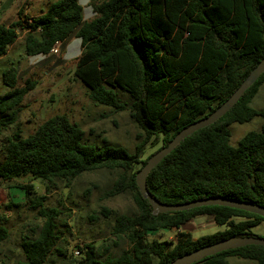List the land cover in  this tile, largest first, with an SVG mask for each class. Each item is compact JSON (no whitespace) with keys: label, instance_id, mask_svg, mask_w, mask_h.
<instances>
[{"label":"trees","instance_id":"trees-1","mask_svg":"<svg viewBox=\"0 0 264 264\" xmlns=\"http://www.w3.org/2000/svg\"><path fill=\"white\" fill-rule=\"evenodd\" d=\"M91 6V19H84L78 0H60L38 17L0 24V58L24 31L28 56L49 58L58 43L64 50L73 38L81 39L75 77L93 101L127 110L142 132L140 141L133 152L85 144L81 127L58 114L27 136L16 130L0 163V179L69 183L84 172L123 170L109 195L129 191L137 205L134 215L117 217L113 231L126 235L131 247L100 259L94 244L79 246V264H167L232 236H253L251 228L264 217L227 206L153 214L136 173L179 131L224 103L264 58V0H92ZM3 76L8 90L0 96V126L8 127L18 123L20 106L36 81L19 86L15 68ZM262 85L264 73L223 117L167 155L147 178L149 192L166 204L222 196L264 206V126L246 133L237 146L230 142L233 123L264 118V108L252 106ZM149 142L160 145L142 159ZM18 187L34 206L43 205L44 196L31 197L32 183ZM40 212L47 219L37 237L23 241L25 258L17 264H45L57 244L55 211L42 207ZM199 216L212 217L224 230L197 239L181 230ZM160 229L178 232L174 240L148 239L149 231ZM7 236L1 226L0 242ZM231 257L264 264V246L228 249L194 264H230Z\"/></svg>","mask_w":264,"mask_h":264},{"label":"rangeland","instance_id":"rangeland-1","mask_svg":"<svg viewBox=\"0 0 264 264\" xmlns=\"http://www.w3.org/2000/svg\"><path fill=\"white\" fill-rule=\"evenodd\" d=\"M60 0H0V24H10L19 18L32 19L47 12L49 6ZM92 0H78L84 19L93 18ZM20 12L22 13L20 15ZM25 24V22H23ZM25 31L10 46L6 55L0 58V96L7 90L4 72L15 68L18 85L36 81V86L24 98L20 106L16 125L0 126V163L5 156L8 140L16 130L22 135L33 133L45 120L61 114L66 115L84 131L83 142L98 147L121 146L133 152L142 134L129 112L99 104L90 97L89 88L75 77L82 41L73 38L64 50L58 47L49 58L28 56L25 51ZM120 92V91H119ZM121 93V92H120ZM122 101L129 102L120 94ZM252 106L264 108V85L252 101ZM2 116L0 115V118ZM264 118L255 117L250 122L233 123L230 126V142L237 146L241 138L250 131L261 130ZM142 139V138H141ZM148 143L142 159L158 147ZM139 167V165L137 166ZM123 170L98 169L84 172L74 180H56L47 184L40 179L20 178L12 181L0 179V227H5L8 236L0 242V263L17 264L24 260L22 243L25 239L38 236L46 221L41 208L53 209L56 213L57 244L45 264H79L78 247L92 243L97 247L100 259L118 256L131 247L126 235L114 234L119 215H134L138 212L131 192L110 196L115 181ZM19 184L32 183L36 193L44 196L42 206H34L27 200ZM210 216H199L185 224L181 230L190 232L194 239L224 230ZM176 229L149 231L148 239L174 240ZM253 236L264 237V222L251 228ZM230 264H255L251 260L229 258Z\"/></svg>","mask_w":264,"mask_h":264},{"label":"water","instance_id":"water-1","mask_svg":"<svg viewBox=\"0 0 264 264\" xmlns=\"http://www.w3.org/2000/svg\"><path fill=\"white\" fill-rule=\"evenodd\" d=\"M263 73L264 58L250 72V74L236 89V91L224 103H222L209 116L195 123H192L188 127L179 131L167 146L155 152L144 164V166L136 173V182L139 190L141 194L149 200L152 206L153 214L157 215L160 213H167L171 211H183L206 205H220L248 211L264 217V206L222 196L196 199L179 204L162 203L149 192L147 187V178L149 174L167 155H169L188 136L204 127L215 123L217 120L223 117L230 109L235 106V104L240 100L243 94L260 78ZM247 245L264 246V237L232 236L218 242L197 248L189 253L177 257L167 264H194L198 261H201L205 257L220 253L222 251H226L228 249H235Z\"/></svg>","mask_w":264,"mask_h":264},{"label":"built area","instance_id":"built-area-1","mask_svg":"<svg viewBox=\"0 0 264 264\" xmlns=\"http://www.w3.org/2000/svg\"><path fill=\"white\" fill-rule=\"evenodd\" d=\"M59 46H60V44L58 43V44L52 49V52H57Z\"/></svg>","mask_w":264,"mask_h":264}]
</instances>
